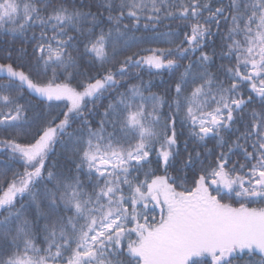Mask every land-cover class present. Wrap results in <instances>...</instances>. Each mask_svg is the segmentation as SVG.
Listing matches in <instances>:
<instances>
[{"label":"snow or ice","instance_id":"1","mask_svg":"<svg viewBox=\"0 0 264 264\" xmlns=\"http://www.w3.org/2000/svg\"><path fill=\"white\" fill-rule=\"evenodd\" d=\"M0 264H264V0H0Z\"/></svg>","mask_w":264,"mask_h":264}]
</instances>
